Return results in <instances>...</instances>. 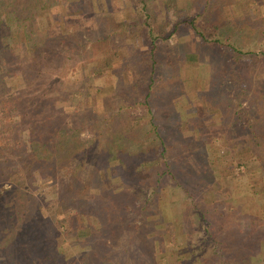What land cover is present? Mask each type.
Instances as JSON below:
<instances>
[{
    "label": "rangeland",
    "instance_id": "obj_1",
    "mask_svg": "<svg viewBox=\"0 0 264 264\" xmlns=\"http://www.w3.org/2000/svg\"><path fill=\"white\" fill-rule=\"evenodd\" d=\"M51 1L50 8L43 9L42 18L39 15L35 18L40 22L39 32L44 31L52 36L51 60L44 62L42 65L45 66H41V69L38 67L36 78L26 80L25 76H21L25 73L19 70L25 55L17 47L9 57V67L2 69L5 70L3 82L6 91L15 93L22 86L29 85L31 91L39 96L50 98L51 112L61 124L77 121L78 128L74 129H77L75 134L78 135V140L70 143V152L65 155L76 156L72 163H68L69 166L79 161L77 174L82 175L79 178L80 184L91 177V172H95L105 188L114 187L119 181L115 177L119 159L125 160V165L128 166L125 174L129 179L135 180L140 175L149 180L150 184L160 171L159 166L151 164L150 157L160 153V148L147 140L143 129L136 128L116 149L112 143L106 142L105 135H93L85 125L80 126L78 120L81 116H92L93 112L105 114L109 110H106L103 103L109 101L114 107L122 104L125 119L141 115L145 111V105H127L131 102H127L126 97H123L125 94L120 92L129 91L130 88L132 90L131 81L137 80L135 77L139 71V61L149 50L150 42L148 44L146 37L142 36L144 31H140L138 37L133 35L129 39L131 30L125 28L120 20L133 19L140 23L144 20L146 11L138 12L134 0H69L71 12L65 15L62 2ZM163 1L149 0L147 6L150 14L148 22L151 26L156 25V36L159 37L154 50L158 75L153 88L159 97L152 102L154 101L153 105L156 107L153 108L157 112L178 111L179 120L191 119L190 125L185 121L188 126L181 127L180 135L170 137L168 143L171 150L165 156L170 168L179 173V180H185L184 184L189 188L185 185L187 190L182 192L179 186H174L165 177L154 195L146 193L143 197L139 196L133 207L130 206L131 209L126 210L122 217L128 227L136 225L137 229L131 233L118 230L112 246L118 248L124 243L129 249L137 246L139 254L134 255L131 262L121 258L120 264H218L226 259L245 264L246 262H242L245 261V253L236 249V245H244V242L239 241L240 237H247L248 229L254 227L257 235L263 236L254 240V257L249 264H264V167H258L256 158L249 153L252 148L248 144L245 147L236 143L244 140L245 131L237 130L227 137L217 134L221 128L219 109L217 106H202L197 97L203 99L206 82L211 74H215L217 67L218 73L223 70V64H210L207 51L202 52L203 48L193 40L194 36L190 32L184 31L185 28L173 37L166 36L168 26L164 23ZM166 2V7L169 8L167 16L170 19L175 12L178 15L193 16L196 7L203 3L201 0H165ZM212 5L214 22L228 17L232 25L235 22L236 25H241L237 45L242 48L250 45L255 50L264 47V0H212ZM46 13L50 21L48 28L43 18ZM161 23L164 24L163 27ZM60 34L65 37L61 38ZM104 36L107 38L103 39ZM110 42L114 53L108 56L104 53ZM107 61H110L109 66H105L104 62ZM261 65V61L245 58L240 67L235 68L238 82L246 90V94L239 100L241 106H249V94L253 95V101L258 100V106L264 105V69ZM172 71L176 72V82L169 79L173 77ZM30 89L27 88L28 91ZM237 95L240 96V93ZM234 103L236 104V100ZM226 116H230V111H227ZM23 127L24 123L19 124L14 133L18 134ZM257 148H254L255 151ZM145 159L149 160L148 166L143 165ZM191 161L202 166L196 169L199 175L196 180L193 174L195 168L182 166L192 163ZM154 163L160 164L158 161ZM14 164L19 163L13 161L8 164L15 168L11 171L10 181L7 178L0 181L1 199L3 194L8 193L7 190H13L16 186L11 181L17 180L18 175L19 179L22 178L21 171ZM95 166L100 169L92 171ZM184 172H192V175L188 176ZM32 179L31 191L41 214L49 216L57 213V181L39 178L36 172H33ZM147 195L149 201L141 210L138 206L145 203ZM6 196L8 195L4 197ZM194 205L197 210L207 209L205 217L210 221L212 238L206 237L203 223L197 222V218L193 217ZM82 208L85 215H90L86 204ZM95 218L86 217L89 221ZM249 221L250 225H245ZM253 221L257 226L253 225ZM239 230L247 233L239 234ZM75 233L77 239H82L87 230L77 229ZM127 234H132L129 240L125 239ZM75 243L73 237L64 233L56 238L50 249L53 255H64V264H82L81 256L76 254L81 250ZM217 246H222L219 254ZM90 264H97V261L93 260Z\"/></svg>",
    "mask_w": 264,
    "mask_h": 264
},
{
    "label": "trees",
    "instance_id": "obj_2",
    "mask_svg": "<svg viewBox=\"0 0 264 264\" xmlns=\"http://www.w3.org/2000/svg\"><path fill=\"white\" fill-rule=\"evenodd\" d=\"M54 1L62 2L65 15L70 14L69 0ZM201 1L203 3L196 7L193 16L178 15L175 12L170 19L167 16L169 8L166 6L168 3H165L164 0V23L168 26L167 29L164 27L166 36L173 37L185 28L184 31L190 32L194 36L193 40L201 46V49L203 48L202 52L207 51L210 64L214 65V62L223 64V70L220 73H218L217 67L215 74L210 75L206 87L203 89V99L202 97L197 98L202 106H206V108L217 106L219 109L221 128L217 132L218 135L227 137L237 130L245 131L244 140H239L236 143L245 147L248 144V147L252 148L249 153L256 158L258 167L263 169L264 152L262 153L261 149L264 144L262 141L264 139V105L258 106V100L254 99L253 101L252 94H249V106L245 107L241 106V103L239 104V100L246 94V90L243 85L239 84L235 68H239L241 61L247 58L263 62L261 66L264 69V47L255 50L250 45L245 48L237 45L240 40L241 25H236L237 22L232 25L228 17L220 22H214L212 0ZM51 2V0H0V181L2 178L4 180L7 178L6 180L10 181L11 171L15 168L8 164L13 161L19 163L13 166H18L21 171L20 177L22 176L19 179V173H16L18 179L11 181V184L15 183L16 186L13 190H7V194H3L8 196L0 198V262L1 264H64V255H53L50 249L56 238L64 233L70 238L73 237V241L79 246L81 251L76 254L81 256L82 264L93 263V260H96L97 264H120L121 258L131 262L132 257L139 254L137 246L133 248L135 251L129 249L125 243L118 248L112 246L118 230H127V233H131L137 229L136 225L128 227L127 223L122 221L126 210L133 207L134 201L139 196L143 197L146 193L154 195L160 182L165 181V177L171 183L173 182L174 186H179L182 192L187 190L185 187L187 184H184L186 181L179 180V173L170 168L171 165L166 162L165 156L171 150L170 143H168L170 137L180 135L181 127L188 126L185 124L188 119L179 120L178 111L157 112L153 108L156 105H153L155 103L152 100L159 97L153 90L158 75L154 50L159 37L156 36V25L151 26L148 22L150 19L149 7H147L149 0H134L138 12L146 11L144 20L140 23L133 19L120 21L125 28L131 30L129 39L133 35L138 37L141 34L140 31H144L142 36L146 37L148 44L150 42V48L139 61L140 67L135 77L137 80L131 81L132 86L129 85L132 90L130 88L129 91L125 90L120 93L125 94L123 97H126L127 102H131L127 105L142 104L145 105V111L141 115L125 119L126 114H122V104L114 107L109 101L106 104L103 103L106 110H109L105 114L99 115L93 112L92 116H81V119L78 120L80 126L85 125L93 135L97 137L105 135L106 142L112 143L116 149L120 146V142L129 137L136 128L143 129L147 140L152 144H157L160 148V153L150 157L151 164L154 167L159 166L160 171L150 184L149 180L140 175L137 179L131 180L125 174L128 167L125 165V160L119 159L115 174L119 181L114 187L105 188L99 175L95 172H91V177L80 184L79 178L82 175L78 176L77 174L79 161L77 160L76 164L69 166L68 163H72L76 156L75 154L65 155L66 152H70V143L78 140V135L75 134L77 129H74V127L78 128L77 121L75 120L71 124L64 122L61 124L51 112L49 97L39 96L35 91H31L29 85H24L23 88L12 93L6 91L3 82L5 70L2 69L9 67V57L14 54L17 47L18 51H22L25 55L19 70L25 73L21 76H25L26 80L36 78L38 67L41 69V66H45L42 64L52 57V36L45 34L44 31L41 34L39 32L40 22L35 19L37 15L42 18L43 9L50 8ZM43 18L47 24L46 28H48V24H50L48 14L46 13ZM113 21L115 20L113 19ZM163 25L161 23L162 27ZM60 35L61 38L65 37L64 34ZM106 38L107 36H104L103 39ZM106 46L104 54L112 55L114 53L112 43L110 42ZM104 63L105 66H109L110 61ZM172 73L173 77L169 79L176 82V72L172 71ZM239 93L240 96L237 95ZM262 99L264 100V97ZM234 100H236V104ZM228 104H230L229 110ZM250 104L252 105L250 106ZM227 111H230L229 117L226 116ZM190 120L189 117V125ZM22 123H24V127L18 134H15V129ZM164 137H167V140H164ZM255 147H258L257 151H255ZM157 161L160 163L159 165L154 163ZM191 162L182 166L195 168L193 174L196 180L199 178L196 169L202 166H199L195 161ZM143 165L148 166L149 160L145 159ZM98 168L95 166L92 171H97ZM33 172H36L39 178H51L53 181H57L58 190L55 200L58 206L57 213L44 216L39 211V204L31 191ZM184 173L188 176L192 175V172ZM77 184L80 185L77 186ZM91 190H95V192H90ZM147 201H149V195H147L145 203H141L138 207L143 210ZM84 204L87 205L90 215H85L84 208H82ZM79 209L80 211H78ZM67 210L68 212H66ZM200 210L195 209L194 205L192 208L193 217L197 218V222L203 223L206 237L210 239L212 238L209 231L211 224L205 217L207 209ZM92 216L96 217L93 221L86 219V217ZM250 222L245 225H250ZM253 225L257 226L254 221ZM82 228L86 229L87 233L82 239H77L75 230ZM240 232L244 231L239 230L238 233L240 234ZM131 235L127 234L125 239L129 240ZM261 237L257 235V230L254 227L248 229L247 237L244 239L240 237L239 241L244 242V245L237 244L236 249L245 253V261L242 262H246L245 264L251 262L254 257L253 242L256 238ZM127 243L130 245V242ZM220 249L222 250V246H217L218 254ZM224 262L226 264H241L232 259L220 261L218 264H225Z\"/></svg>",
    "mask_w": 264,
    "mask_h": 264
}]
</instances>
